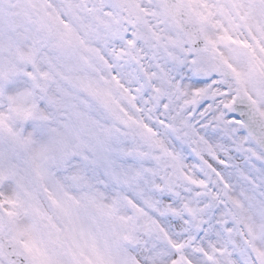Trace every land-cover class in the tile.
<instances>
[{"label": "snow or ice", "instance_id": "1", "mask_svg": "<svg viewBox=\"0 0 264 264\" xmlns=\"http://www.w3.org/2000/svg\"><path fill=\"white\" fill-rule=\"evenodd\" d=\"M0 264H264V0H0Z\"/></svg>", "mask_w": 264, "mask_h": 264}]
</instances>
